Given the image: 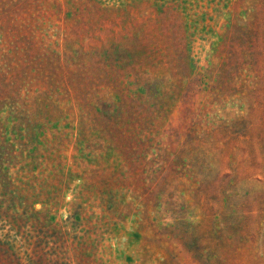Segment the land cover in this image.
I'll use <instances>...</instances> for the list:
<instances>
[{
	"label": "rangeland",
	"instance_id": "obj_1",
	"mask_svg": "<svg viewBox=\"0 0 264 264\" xmlns=\"http://www.w3.org/2000/svg\"><path fill=\"white\" fill-rule=\"evenodd\" d=\"M0 127L39 264H264V0H0Z\"/></svg>",
	"mask_w": 264,
	"mask_h": 264
},
{
	"label": "trees",
	"instance_id": "obj_2",
	"mask_svg": "<svg viewBox=\"0 0 264 264\" xmlns=\"http://www.w3.org/2000/svg\"><path fill=\"white\" fill-rule=\"evenodd\" d=\"M1 128V127H0ZM7 141V140H6ZM0 136V187L5 188L4 182L12 183V178L9 177L11 170H18L17 174H29L26 171L28 160L33 158L32 152H25V150H17L16 146L7 143ZM17 143V142H16ZM25 165L23 166L22 164ZM6 192V191H5ZM30 214V215H29ZM0 215V222H7L6 218ZM35 214L23 212L20 216L13 217L8 233H5V226L0 228L3 233L0 235V264H39L36 251L33 248V237L24 231L23 225L19 222L31 223ZM31 226V224H29ZM13 233V234H12Z\"/></svg>",
	"mask_w": 264,
	"mask_h": 264
}]
</instances>
